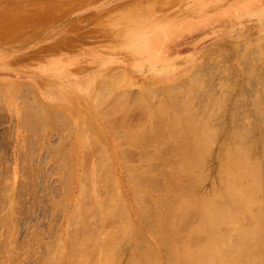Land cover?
I'll use <instances>...</instances> for the list:
<instances>
[{"label": "bare ground", "instance_id": "6f19581e", "mask_svg": "<svg viewBox=\"0 0 264 264\" xmlns=\"http://www.w3.org/2000/svg\"><path fill=\"white\" fill-rule=\"evenodd\" d=\"M253 1L256 3L248 6L247 12L253 9L261 12L264 5L262 0ZM227 15L228 24L239 17L236 11ZM261 16H264V11ZM254 18L258 31H264V18ZM17 21L18 17L14 19V22ZM201 25L194 26L200 28L198 26ZM207 25L208 21L203 23V26ZM263 34L258 33L254 39L262 46L258 55L250 50L249 41L241 46L222 40L216 47L222 48L223 59L219 58L220 51H215L216 47L212 46L214 48L204 53L200 63L196 61L197 58L185 61L177 56L168 60L158 47L162 38L151 39L153 55L161 60L160 71L171 74L188 62L193 64L189 72L177 82L138 80L143 90L140 95L138 91L134 96L114 95L106 84L97 86V79L84 86L88 91L84 97L87 101L91 100V112L95 114L97 109L104 121L106 128L102 127L103 131L108 130L119 141L114 145L113 154L106 153L108 150L105 151L98 135V128L102 130L101 125L92 115L85 114L87 111L81 115L82 121L78 120L80 127L91 129L95 123L98 128L96 132H84V138H88L85 163L81 160V171L76 180L73 179L72 187L78 189V193L72 192L74 196L70 193V209L68 207L63 213L66 234L61 236L59 242L47 244V248L44 244L47 252L42 255L40 264H264V91L251 95L253 92L251 90L250 94L249 88L254 78L255 83L262 84L260 90H264V79H261V72L264 73ZM168 44L162 43L164 46ZM240 51L244 53H240L242 56L237 62L234 59ZM233 61L237 65L230 64ZM239 66H245V71L246 68L250 69L240 84L247 90L239 88L237 92L242 101L233 97L237 91L234 89L239 85L238 79L235 80L237 71L232 78L237 83L229 81L227 77ZM160 94L162 96L159 98ZM230 98L235 100L231 104L237 105L239 101L240 106L233 105V110L226 108ZM198 100L204 106L203 111L197 106ZM102 104H106V107L101 112L99 107ZM139 107L146 111V116L138 118L144 114L138 113L135 121H130L128 113H135V108ZM225 108L229 114L226 113L224 120L225 116L220 112ZM125 110L129 112L122 117ZM44 113L47 114L46 119H53L58 128V116L46 110ZM251 113L258 115L259 120H255ZM46 119L38 128L51 124ZM228 119L229 124L226 125ZM112 122L123 127L125 135L121 136L119 127L120 135L116 133V125L113 127ZM222 129L227 135L217 146ZM148 144L156 145L151 146L153 149L139 152L140 157L144 158L139 164L127 162L130 152L134 150L132 146L141 145L140 148H144ZM94 151L100 153L96 159L93 158ZM62 153L60 162L65 166L70 156L66 151ZM157 159L164 163L161 162L159 166L157 161L154 163ZM211 160L215 161L218 169L216 171L215 168V180H209L213 183L211 191L203 193L201 189H204L202 187L211 173ZM119 165L129 179L132 191L130 202L120 191L115 170ZM75 176L71 171V177ZM63 182L66 185L70 183ZM34 187L30 183L28 192L35 193L38 187L35 190ZM48 189L51 187L43 186L40 191ZM52 189L50 194L57 190ZM40 191L37 196L35 193L36 199ZM55 193L53 198H56ZM40 198L38 201L42 202ZM14 207L12 203L11 212L9 208V213L3 218L5 222L12 221L8 225L13 231L10 232L11 228H8L11 240H1L0 237V251L8 246V261L17 264L20 257L15 261L18 251L15 250L14 241L17 245L20 238H17L18 233H14L13 228L17 227L13 222H20L15 216ZM38 231L37 234L34 230L35 234L29 237L34 243L25 236L28 254H31L35 243L43 246ZM43 234L41 232L42 237ZM20 241V246L24 248ZM24 252L21 253L25 255Z\"/></svg>", "mask_w": 264, "mask_h": 264}, {"label": "rangeland", "instance_id": "374dc122", "mask_svg": "<svg viewBox=\"0 0 264 264\" xmlns=\"http://www.w3.org/2000/svg\"><path fill=\"white\" fill-rule=\"evenodd\" d=\"M255 3L253 0H0L1 240L10 238L8 230L11 227L8 224H12V221L5 222L3 218L9 213L12 203L16 210L15 216L20 222L18 224H15L16 221L13 222L18 230L16 232L13 228L14 233H18L17 238L21 240L15 239L18 244L20 241L25 246L26 242H33L30 241V235L35 234L34 230L37 233L39 229V237L46 248L47 244L59 242L61 236H65L66 223L63 221V213L68 207L70 209V193H78V189L72 188L73 179L76 180L81 171V160L85 163L84 155L88 147V138H84V132H96L98 128L95 123L92 124L94 126L91 129L87 126L82 128L78 120L82 121L81 115L87 111L85 114L92 115L101 128H106L100 112L95 109L93 114L91 100L87 101L84 97L88 92L84 86L88 82L97 79L99 82L97 86L102 87V84H106L110 92L117 96L124 94L134 96L138 91L140 95L143 89L139 86L138 80L177 82L189 72L193 64L187 62L177 70H173L171 74L165 70L160 71L161 60L157 55H153L151 50V39L156 40L159 37L162 40H159L158 47L162 49L164 57L168 60L177 56L185 61L197 58L196 61L200 63L203 61L204 53L211 51L214 48L212 46H219L222 40L235 42L236 45L241 46L249 41L250 50L258 55L262 46L254 39L258 33L264 31H258L259 27L254 17L264 18L261 16L264 5L261 12L254 9L247 12V7ZM261 3L264 4V0ZM234 11L238 12L239 17L230 25L227 23V14ZM17 17L18 21L14 22ZM206 21L208 25L203 26ZM195 24L202 25L198 26L200 28H195ZM163 42L169 44L164 46ZM221 50V47L215 49L220 53ZM240 53L244 51H240L235 56L234 60L237 62L241 59ZM223 56L224 53H221L219 58L223 59ZM237 62L233 61L230 64L237 65ZM244 67H235L237 70L227 74L231 82L238 79L239 85L234 89L237 91L233 97L240 101L242 99L237 92L242 88L240 84L244 82V78L246 79L250 73V69L246 68L245 71ZM233 73L238 77H235V80L232 79L235 76ZM262 73L261 79H264ZM255 82L253 78L249 85L250 94L251 90L253 92L251 95H259L264 91L260 90L263 88L260 87L262 84ZM262 82L264 83V80ZM206 84L208 85V81ZM94 91L96 92V88ZM158 96L160 98L162 94ZM235 100L230 98L226 108L233 110L235 106L239 107L238 104L241 102L236 101L237 105H235ZM127 101L132 102V100ZM232 102L234 103L231 104ZM201 105L198 100L197 106L203 111L204 106ZM104 107L106 104L100 105L99 110ZM140 108H135V113L133 111L128 113L126 109L121 116L128 113L127 118L134 122L137 115L139 116L138 113L143 112L144 114L138 118H144L146 111L143 108L141 111ZM226 108L220 112L224 114V120L228 113ZM44 110L58 116V128L55 127L53 119L51 121L46 119L47 114ZM251 115L255 120H259L258 115L253 113ZM44 119L51 124L45 128H38ZM112 123L115 127L116 124ZM228 124L229 119L226 121V125ZM122 128L116 125L115 132L119 135L121 132V136L125 135V129L122 131ZM98 131L101 144L105 151L108 150L106 153L113 154L114 145L119 140L108 130L103 131V128L102 130L98 128ZM226 135L222 129L217 146ZM152 145H144V148H140L141 145L132 146L134 150L130 152L131 156L127 162L139 164L144 159L140 157L139 152L153 149ZM63 151L70 156L65 166L60 162ZM99 156L98 152L93 154L94 159ZM161 162L164 163L160 159L154 161L156 164L159 163V166ZM214 162L211 160V173L202 187L204 189H201L203 193H209L212 189V178L215 180L218 169V165ZM115 170L120 181V191L130 202L132 191L126 171L120 165ZM71 171L76 174L74 178L71 177ZM63 181L70 183L66 185ZM30 183L35 186L34 190L37 187L39 189L35 191L36 196L43 186L53 188L52 191L55 188L57 190L52 194H50L51 189L40 191L38 197L43 200L40 202L33 191L28 192ZM54 193L57 195L56 198L52 197ZM11 210L10 208V212ZM37 228L39 229L36 231ZM41 232L44 233L43 237L48 238H43ZM14 243L17 248L15 250L18 251L15 253V261L18 256L20 257V263L16 261L17 264H40L42 255H46L47 252L45 246L42 248L35 243L33 248L36 247V251L32 249L31 254H28L27 245L24 249L20 246L22 244L16 245L15 241ZM128 249L130 251V248ZM8 250L7 246L0 251L1 264H5L6 260V264L9 263Z\"/></svg>", "mask_w": 264, "mask_h": 264}]
</instances>
